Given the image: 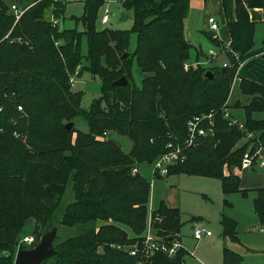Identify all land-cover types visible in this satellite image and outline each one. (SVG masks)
Returning a JSON list of instances; mask_svg holds the SVG:
<instances>
[{"label":"trees","instance_id":"1","mask_svg":"<svg viewBox=\"0 0 264 264\" xmlns=\"http://www.w3.org/2000/svg\"><path fill=\"white\" fill-rule=\"evenodd\" d=\"M106 1L84 0L78 22L86 31L79 32L54 27L47 19L49 12L62 18L61 0H33L22 7L18 0H0V251H13L29 220H35L36 232L45 228L71 182L74 202L66 207L60 224L95 226L54 247L55 256L42 264L50 260L51 264H138L141 258L127 250L140 243L146 230L151 183L131 171L152 164L169 151V144L184 145L188 121L211 112L215 113L212 133L186 150L187 160L171 167L168 177L184 174L219 180L225 206L231 207L227 197L232 194L248 197L236 173L248 143L240 144L244 133L229 125L224 109L242 106L246 129L257 133L264 147V120L254 118L264 114V86L242 79L239 90L249 102L229 105L240 64L257 53L256 23L250 11H264V0L236 1V19L228 24L231 51L224 55L231 67L199 65L189 70L184 65L191 59L185 35L190 0H127L123 6L133 14V27L100 31L96 21ZM13 5L24 10L19 20ZM132 34L137 46L129 56ZM84 37L87 55L82 54ZM213 43L222 47L218 40ZM85 58L88 71L102 87L88 111L82 108L83 93L70 85L71 75ZM135 63L150 74L141 86L132 75ZM209 70L212 79L205 77ZM124 76L127 86L113 85ZM80 116L89 131L74 127L68 131L66 125ZM114 134L131 140L129 153L113 139ZM254 208L264 223V188L257 191ZM154 217L161 220L155 224L158 237L166 242L181 240L180 210L162 202ZM221 225L224 238L240 242L235 219L223 215ZM186 255L184 250L174 258L159 253L151 263L183 264ZM223 262L247 264L228 248ZM0 264L14 262L0 257Z\"/></svg>","mask_w":264,"mask_h":264},{"label":"rangeland","instance_id":"2","mask_svg":"<svg viewBox=\"0 0 264 264\" xmlns=\"http://www.w3.org/2000/svg\"><path fill=\"white\" fill-rule=\"evenodd\" d=\"M31 2H33V0H18V4L20 6H25ZM61 2L64 3L65 12L60 19V28H77L79 32L86 31L82 22H78V18L82 17L84 13V0H61ZM123 4L124 2H121V0H107L104 5L105 7L103 6L104 8L102 7L98 13L96 21L97 30L101 31L106 28L130 30L134 23L133 14L132 12L126 10ZM106 8L111 10V23L109 25H102V17ZM123 13H128L130 18L124 22H120ZM52 15L53 14L49 12V15L46 16L49 21H51L53 17ZM255 39L256 46H261L263 40L261 29H258ZM136 46L137 37L136 34H132L131 44L128 50L129 56L134 53ZM213 51L214 55H210V53L204 55L203 61L198 59L202 57H197L198 60L194 62H191V59L194 56V52L191 51L192 56L190 61L185 63V70H189L191 68L186 66L188 63L194 64V67L200 65L208 69L224 68L223 65L225 63L229 64V67H231L230 63L225 60L224 56L227 52L231 51L229 47L222 45V47H217V50ZM87 53L88 43L86 37H84L82 42V54L87 55ZM219 57L222 58L217 61L219 63L217 64L218 66H214L216 59ZM88 66L89 63L85 58L82 65L76 71L78 72V75L75 77V83L73 85L70 83L74 92L83 93L82 108L86 111L90 109L94 100L100 98L102 88L100 79L98 77H94L88 71ZM76 72L71 76H74ZM132 75L135 83L138 86H141L142 81L150 74L142 72V70L135 63L132 69ZM235 81L231 88L233 93L231 92L229 99L230 106L232 105L231 107H234L237 101H240L241 105H246L249 102V97L241 94L239 90L240 84L239 86H236ZM233 110L234 108H231L232 113ZM235 110H238L236 112L243 116L242 106L238 109L235 108ZM70 123H73V127L80 132L87 133L89 131L88 123L84 117H77ZM17 139L26 141V137L21 134H19ZM113 139H115V141L122 146L124 152L129 153L131 151L132 142L128 137L114 134ZM242 142L243 141H241L240 144H242ZM152 164H142L138 166L140 168V174L151 183V197L148 203V209L153 208L156 210L162 202H165L169 206L177 207L180 210L183 223L181 230V237L183 240L182 244L185 250L189 252V257L185 259L183 264H224V250L226 248L240 255L247 264H264V223L260 222V219L255 212L254 197L256 194L254 191H248V197L246 198L241 194L231 196L228 199L232 207L225 206L222 186L219 180L184 174L165 178H154L152 173ZM258 172L264 174V169L259 168ZM236 173L239 174V171H236ZM259 179L260 178H258L257 181ZM251 181L252 180L246 183V185L253 184ZM72 202H74V193L73 184L70 182L67 186L62 202L52 218V221H50L45 228L36 232L35 220H29L17 236L16 246L13 251H0V257H11L15 263L19 250H30L35 248L40 244L43 236L53 229L57 230V237L54 242V247H56L69 237L85 233L88 228L95 226V224H88L78 225L74 228H67L60 224L66 207ZM223 215L234 218L238 222L237 231L240 242H233L222 236L223 230L221 220ZM194 218L200 219L198 221L206 226L213 233V236L203 238L199 242L194 241L192 238V224L194 223ZM157 223H159L158 220ZM100 225L101 222H97V226ZM147 226L148 224L146 227ZM129 233V235H133L131 232ZM27 239H31L32 242L27 243ZM51 263L52 260L46 264Z\"/></svg>","mask_w":264,"mask_h":264},{"label":"built area","instance_id":"3","mask_svg":"<svg viewBox=\"0 0 264 264\" xmlns=\"http://www.w3.org/2000/svg\"><path fill=\"white\" fill-rule=\"evenodd\" d=\"M58 1L59 0H54V2ZM126 1L127 0H121V2L124 3ZM55 9V6H53L51 11L54 12ZM12 11L14 12L17 20H19L24 13V10L18 7L17 5L12 6ZM52 16L53 17L51 19V22L53 26H60V20L57 19L54 14ZM209 22L213 30L218 29V23L215 21V19H210ZM110 23L111 10L109 8H106L102 17V25H109ZM210 55H214V51H211ZM186 66L194 67L195 65L192 63H188L186 64ZM223 66L224 68H227L229 67V64L225 63ZM77 75L78 72H76L74 76H71L70 83L72 85L75 83V77ZM19 110L23 111V108L20 106ZM1 111L2 108L0 106V113ZM214 115L215 113L211 112L209 114H203L200 116L193 117L188 121L187 137L184 142V145L174 146L173 144H169V151L162 154L153 162L152 173L154 178L168 177L171 167L182 164L187 160L186 150L196 147L199 144L201 138H204L212 133V129L214 127ZM224 118L228 121L230 126L238 127V129L244 133V139L248 143L247 151L242 159L240 169L242 170L253 168L257 160L260 163L259 166L261 168H264V147L259 135L257 133L248 131L246 129L245 123L235 117L232 114L230 108L224 109ZM15 136L19 137L17 133H15ZM131 172L132 175L139 174V167H134ZM148 210V226L146 227V230L141 238L140 243L127 250L129 252V255L138 256L141 258L138 264H152L151 258L159 253L164 254L169 258H174L181 250H184L183 244L180 239H174L166 242L156 235L155 224L157 223V220H161L159 219V217H154V209ZM212 236L213 233L206 226H204L198 220L194 221V223L192 224V238L194 239V241L199 242L203 238H208ZM26 242L31 243L32 240L27 239Z\"/></svg>","mask_w":264,"mask_h":264},{"label":"crops","instance_id":"4","mask_svg":"<svg viewBox=\"0 0 264 264\" xmlns=\"http://www.w3.org/2000/svg\"><path fill=\"white\" fill-rule=\"evenodd\" d=\"M236 1L237 0H190L189 14L185 19V35L189 45L191 46V51L194 52V56L192 57L191 62L197 61L198 59L200 61H203L204 55L209 54L213 50L216 51L217 47L213 43L214 40H218L225 47L230 46L231 34L229 31L228 24L234 22L236 19V14H235ZM242 1L246 4L248 0H242ZM32 3L33 2L27 5H31ZM250 18L253 22L256 23V34L258 29H261L262 37L264 38V11L260 8H256L250 11ZM210 19H215V21L218 23L217 30H213L211 28V24L209 22ZM256 34H255V38H256ZM262 47H263V40L261 46H256L255 43V51L257 53L254 54L249 59H247L246 61H244L243 63H241L235 81L236 86H239L242 79H247L264 86V52H261ZM197 57H202V58L197 59ZM221 58L222 57L216 59L214 66H218L217 64L219 63L217 61L220 60ZM229 105H230V100H229ZM236 111L238 110L234 109L232 114L235 117L237 116V118L240 121L244 122L245 113L243 108H242L243 116L241 114H238ZM254 118L257 120H264V114H255ZM245 142L246 140L243 139L242 143ZM259 165L260 163L257 160L253 168L242 169V170L240 169L239 174L237 173L241 178L242 190L255 192L256 196L254 197V200L257 198V191L259 189L264 188V174L258 172L259 168L260 169H264V168H261ZM258 178L260 179L257 181ZM250 180H252L251 182L253 184L246 185V183L250 182ZM233 195L235 194L228 196L227 199ZM166 205L171 209H178L177 207H171L168 204ZM182 241L183 240L181 237V242ZM184 251H186L185 248ZM186 253L187 255L184 258V262L185 259L189 257L188 256L189 252L186 251Z\"/></svg>","mask_w":264,"mask_h":264},{"label":"water","instance_id":"5","mask_svg":"<svg viewBox=\"0 0 264 264\" xmlns=\"http://www.w3.org/2000/svg\"><path fill=\"white\" fill-rule=\"evenodd\" d=\"M130 18L128 13H123L120 22H124ZM207 79H212L213 73L207 72L205 75ZM128 79L124 76L118 81L114 82V86H127ZM73 128V123L66 125V129L70 131ZM57 236V230L46 233L38 246L30 250H19L14 264H42L43 262L52 259L55 256L54 242Z\"/></svg>","mask_w":264,"mask_h":264}]
</instances>
